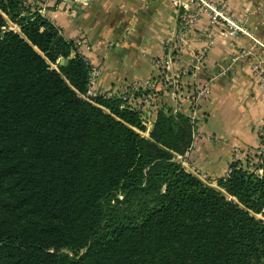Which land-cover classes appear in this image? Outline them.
I'll use <instances>...</instances> for the list:
<instances>
[{
  "label": "trees",
  "instance_id": "obj_1",
  "mask_svg": "<svg viewBox=\"0 0 264 264\" xmlns=\"http://www.w3.org/2000/svg\"><path fill=\"white\" fill-rule=\"evenodd\" d=\"M88 72L51 22L0 0V264H264V153L207 184L175 158L182 114L161 103L145 136L120 98L86 95Z\"/></svg>",
  "mask_w": 264,
  "mask_h": 264
},
{
  "label": "crops",
  "instance_id": "obj_2",
  "mask_svg": "<svg viewBox=\"0 0 264 264\" xmlns=\"http://www.w3.org/2000/svg\"><path fill=\"white\" fill-rule=\"evenodd\" d=\"M25 1L64 39H84L82 54L99 71L94 93H118L127 84L158 77L155 60L164 54L177 26L175 8L168 0ZM228 2L234 12L249 13L247 26L256 41L247 36L232 41L217 34L199 73L211 79L212 92L201 105L204 118L198 127L204 137L195 140L183 164L191 172L197 168L206 173L212 186L228 174L234 161L250 169L258 164V131L264 123V86L251 70L256 60L264 62V0ZM206 23L207 17H201L197 28L205 30ZM203 45V38H193L173 68L188 66L193 52ZM188 96L183 91L179 111L184 117ZM158 102L174 106L166 92ZM154 122L144 131L146 136Z\"/></svg>",
  "mask_w": 264,
  "mask_h": 264
},
{
  "label": "built area",
  "instance_id": "obj_3",
  "mask_svg": "<svg viewBox=\"0 0 264 264\" xmlns=\"http://www.w3.org/2000/svg\"><path fill=\"white\" fill-rule=\"evenodd\" d=\"M50 1V0H46ZM175 8L177 26L174 38L165 45V51L162 57L155 60L159 75L155 78H148L143 81H135L127 84L118 93H94L93 88L96 84L98 69L91 65L82 54L81 48L85 42L83 38L76 37L72 42L75 51L81 55L89 65L88 72V90L87 96L103 95L105 97L120 98L123 103L121 107L129 108L139 114L142 125L146 129L155 121L157 109L161 106L158 102L161 92L168 93L174 102L172 113H180V102L183 91L189 93V109L185 114L190 126L191 141L189 147L183 154H177L176 160L183 165L184 158L193 148L194 142L198 138H203L204 134L199 130V123L203 121L201 105L206 101L212 92L211 79L201 78V72L207 53L213 44V39L217 34L237 41L241 36H247L256 41L252 31L247 26L249 13L234 12L228 0H168ZM23 5L27 6L25 0ZM207 17L205 30L197 28V23L201 17ZM198 37L203 38L204 45L200 50L194 51L191 63L180 69H174L177 56L183 49L190 46V41ZM239 55V54H238ZM244 55V54H242ZM252 73L257 77L258 83L264 86V62L256 60L251 66ZM188 81L187 84L185 83ZM143 135L146 132H141ZM259 147L258 152L264 153V123L258 131ZM146 136V135H145ZM238 152V149H235ZM195 172V173H194ZM194 174L202 181L207 178L206 173L196 169Z\"/></svg>",
  "mask_w": 264,
  "mask_h": 264
},
{
  "label": "rangeland",
  "instance_id": "obj_4",
  "mask_svg": "<svg viewBox=\"0 0 264 264\" xmlns=\"http://www.w3.org/2000/svg\"><path fill=\"white\" fill-rule=\"evenodd\" d=\"M8 26H9L10 29L15 30V31H18V27L16 25H14L13 23L9 22L8 23ZM51 66L52 67H55V65H51ZM183 165H185V164H183ZM196 170H199V169L196 168ZM199 174H201V171L200 170H199ZM204 182L207 183V184L212 185V181H210V177H208V176H207V178H206V180ZM216 185H217V182H216Z\"/></svg>",
  "mask_w": 264,
  "mask_h": 264
},
{
  "label": "water",
  "instance_id": "obj_5",
  "mask_svg": "<svg viewBox=\"0 0 264 264\" xmlns=\"http://www.w3.org/2000/svg\"><path fill=\"white\" fill-rule=\"evenodd\" d=\"M65 62V60L63 59V58H61L60 60H59V63H64Z\"/></svg>",
  "mask_w": 264,
  "mask_h": 264
}]
</instances>
